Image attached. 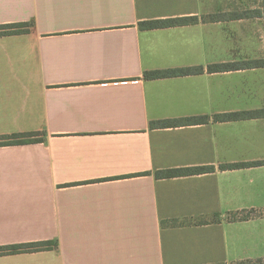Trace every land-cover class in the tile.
I'll list each match as a JSON object with an SVG mask.
<instances>
[{
  "label": "crops",
  "instance_id": "crops-1",
  "mask_svg": "<svg viewBox=\"0 0 264 264\" xmlns=\"http://www.w3.org/2000/svg\"><path fill=\"white\" fill-rule=\"evenodd\" d=\"M263 0H0V264H240L264 259ZM197 18L172 27L145 22ZM204 68L147 80L146 72ZM208 123L153 129L164 120ZM215 167L156 179L162 170ZM178 221L184 225L172 227Z\"/></svg>",
  "mask_w": 264,
  "mask_h": 264
},
{
  "label": "trees",
  "instance_id": "trees-1",
  "mask_svg": "<svg viewBox=\"0 0 264 264\" xmlns=\"http://www.w3.org/2000/svg\"><path fill=\"white\" fill-rule=\"evenodd\" d=\"M264 1V0H263ZM264 8V2H263ZM260 16H263L264 13L259 12ZM197 18H183V19H174L168 21H156V22H145L141 23L140 26L142 29H156L163 27H172L176 25L187 24L191 22H196ZM29 30V25L27 24H14V25H6L0 26V36H8V35H16L22 34ZM256 67H264V61L259 62H244V63H231L224 65H212L208 67L209 73L216 72H226V71H234L241 70L246 68H256ZM204 73V68H191V69H182V70H170V71H154V72H146L145 78L147 80L154 79H162L171 76H180V75H193V74H201ZM264 118V110L251 111V112H241V113H231L225 115H219L214 118L216 122H224V121H234V120H247V119H259ZM210 118L208 117H200V118H187V119H177V120H164L159 122H153L151 127L153 129L158 128H170V127H179L182 125H194V124H205L208 123ZM36 134H16L12 136H5L0 138V146H9V145H20L26 143H35L37 142ZM264 163L262 162H254L248 164H237V165H229V166H221L220 169L228 170V169H239V168H248V167H256L261 166ZM215 171V167H194V168H185V169H172V170H162L155 173L156 179H169L176 178L182 176H191V175H200L204 173H211ZM263 213L258 214L257 212L251 211L242 215H234L230 217L231 221H243L248 220L257 216H262ZM184 225L178 221H173L170 223V226L177 227ZM56 248V244L54 242L47 243H33V244H25L20 246H6L0 247V256L4 255H14L19 253H33L38 251H47L53 250ZM240 264H264L263 260H258L256 262H246Z\"/></svg>",
  "mask_w": 264,
  "mask_h": 264
},
{
  "label": "rangeland",
  "instance_id": "rangeland-1",
  "mask_svg": "<svg viewBox=\"0 0 264 264\" xmlns=\"http://www.w3.org/2000/svg\"><path fill=\"white\" fill-rule=\"evenodd\" d=\"M264 2V1H263ZM260 12L264 13V8L263 9H260ZM262 62V61H261Z\"/></svg>",
  "mask_w": 264,
  "mask_h": 264
}]
</instances>
